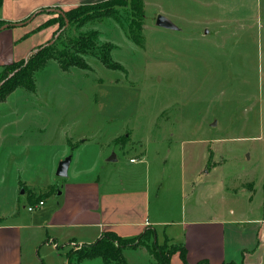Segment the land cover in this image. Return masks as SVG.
<instances>
[{
	"label": "rangeland",
	"instance_id": "1",
	"mask_svg": "<svg viewBox=\"0 0 264 264\" xmlns=\"http://www.w3.org/2000/svg\"><path fill=\"white\" fill-rule=\"evenodd\" d=\"M132 1L107 7L121 24L105 17L66 32L71 39L96 33L97 45L113 48L116 69L92 55L85 56V69L63 71L50 61L36 72L34 92L19 88L0 106L4 221L18 211L27 223L38 200L48 207L62 203L55 191L62 182L95 179L103 191H118L148 178L155 186L158 180L162 195L182 169L189 212L201 202L192 196L193 180L200 187L216 184L215 199L228 202L224 207L237 217L247 213L250 198H262L264 0H143L142 47L125 33L137 21ZM160 15L178 30L158 27ZM66 159L62 179L57 170ZM195 169L213 173L204 179ZM69 243L55 247L45 228L23 229L22 263L76 264L68 254L83 245ZM141 243L123 251L127 264H161V256L179 248L161 236L154 240L152 232Z\"/></svg>",
	"mask_w": 264,
	"mask_h": 264
},
{
	"label": "crops",
	"instance_id": "2",
	"mask_svg": "<svg viewBox=\"0 0 264 264\" xmlns=\"http://www.w3.org/2000/svg\"><path fill=\"white\" fill-rule=\"evenodd\" d=\"M105 1L109 0H2L0 21L19 25L0 30V71L4 66L26 60L36 48L54 37L59 25H43L58 14L39 13L41 10L58 8L69 11ZM192 173H202L205 179L213 172L195 169ZM159 174L160 170L157 177ZM186 174L185 169L175 174V180L171 178L173 186L162 190V195L158 193L162 187L158 180L156 189L148 178L138 186L118 191L110 187L103 191L95 179L62 182L55 189L61 192L58 199L64 197L62 203L57 201L56 206L48 207L43 200L42 206L34 204L39 211L33 212L34 209L26 218L27 223L18 211L12 221L0 218V264H23V229L42 228L47 230L48 240L56 242L55 247L62 241L92 245L106 232L133 239L150 231L156 234V238L161 236L184 248L187 264H264V194L259 200L250 198L247 213L237 217L236 210L224 207L228 202L215 199L219 196L216 184H202L200 187L196 185L198 181L193 180L192 196L201 202L195 201L197 206L189 212ZM169 180L170 177V183ZM170 191V198L165 197ZM171 264H184L180 252L171 257Z\"/></svg>",
	"mask_w": 264,
	"mask_h": 264
},
{
	"label": "trees",
	"instance_id": "3",
	"mask_svg": "<svg viewBox=\"0 0 264 264\" xmlns=\"http://www.w3.org/2000/svg\"><path fill=\"white\" fill-rule=\"evenodd\" d=\"M116 1L117 0H109L94 5H81L69 11H61L55 8L63 14L55 12L58 16L43 25V27L55 23L59 25L54 37L48 43L36 48L26 60L2 67L0 71V104L5 102V100L19 88L34 92L36 88V72L46 67L50 61L57 62L63 71H67L72 67L85 69L86 63L84 58L85 56L92 55L108 68L111 67L110 69H116V67H112L114 65L111 58L113 48L108 44L101 46L97 45L96 33H85L80 35L78 39L66 37V32L71 25L89 23L94 19H102L105 17L113 18L121 24L118 17L114 14H110L107 8ZM1 2L2 0H0V6ZM131 9L133 17L136 18L137 21L134 22V26L125 29V33L135 44L142 47L144 45V38L141 34V20L144 18L145 12L144 1H132ZM43 12H49V10H41L39 13ZM32 17H30V19ZM66 19L69 21V25L64 29L66 26ZM17 25L19 24H9L5 21H0V30L3 28H12ZM57 34H59V36L55 39ZM52 40H54V43L51 44ZM13 73H15V75L10 78V75ZM4 81L5 83L1 86V83ZM36 204H39V200ZM149 234L151 235V232L147 231L137 238L123 239L113 232H106L96 243L92 245H83L81 249L72 253L69 252L68 260L70 263L74 262L76 264H82L84 261L93 259H102L104 264H109L110 261L118 264H127L123 251L127 248H135L142 245L141 242L145 241ZM152 236L154 240H156V234L154 232H152ZM177 252H180L182 261L184 264H187L186 251L184 248L172 250L168 256H161V264H171V257ZM200 264L208 263L202 262Z\"/></svg>",
	"mask_w": 264,
	"mask_h": 264
},
{
	"label": "water",
	"instance_id": "4",
	"mask_svg": "<svg viewBox=\"0 0 264 264\" xmlns=\"http://www.w3.org/2000/svg\"><path fill=\"white\" fill-rule=\"evenodd\" d=\"M50 12H57L59 14H63L61 11L59 10H56V9H50L49 10ZM69 25V21L66 19V26L64 29H66ZM156 25L160 28H164V29H169V30H178V27L170 20L168 19L167 17L163 16V15H160L157 17V20H156ZM59 36V34H57L55 36V39H57V37ZM54 43V40L51 41V44ZM14 74H12L10 76L13 77ZM5 83L2 82L1 83V86ZM69 166H70V160L69 159H66L64 160L63 162L60 163L59 167H58V170H57V176L59 178H62V179H65L68 177V171H69ZM59 195H61V192L59 191Z\"/></svg>",
	"mask_w": 264,
	"mask_h": 264
},
{
	"label": "built area",
	"instance_id": "5",
	"mask_svg": "<svg viewBox=\"0 0 264 264\" xmlns=\"http://www.w3.org/2000/svg\"><path fill=\"white\" fill-rule=\"evenodd\" d=\"M42 204H43V202H40V203L38 204V206H42ZM34 209H35V207H31V208H29V211L32 212Z\"/></svg>",
	"mask_w": 264,
	"mask_h": 264
}]
</instances>
